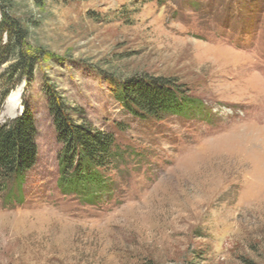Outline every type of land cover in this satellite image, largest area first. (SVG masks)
Masks as SVG:
<instances>
[{"label": "rangeland", "instance_id": "obj_1", "mask_svg": "<svg viewBox=\"0 0 264 264\" xmlns=\"http://www.w3.org/2000/svg\"><path fill=\"white\" fill-rule=\"evenodd\" d=\"M142 78L199 109L136 120L112 89ZM53 100L115 136L96 202L58 186ZM24 116L36 155L0 181V264H264V0H0V129Z\"/></svg>", "mask_w": 264, "mask_h": 264}, {"label": "trees", "instance_id": "obj_2", "mask_svg": "<svg viewBox=\"0 0 264 264\" xmlns=\"http://www.w3.org/2000/svg\"><path fill=\"white\" fill-rule=\"evenodd\" d=\"M6 27L11 29L10 25ZM12 36L16 41L13 50H18L15 67L26 72L33 59L20 53V31L12 32ZM112 92L125 111L143 122L181 117L200 106L185 98L179 86L164 78L113 83ZM49 107L59 141L65 146L59 161L58 186L96 202L107 186L96 170H104L116 160L115 136L71 123L63 106L54 100ZM35 155V125L31 117L15 119L0 129V181L16 179L19 183L23 173L33 164Z\"/></svg>", "mask_w": 264, "mask_h": 264}, {"label": "bare ground", "instance_id": "obj_3", "mask_svg": "<svg viewBox=\"0 0 264 264\" xmlns=\"http://www.w3.org/2000/svg\"><path fill=\"white\" fill-rule=\"evenodd\" d=\"M17 99H18V95H13V96H11V98H10V102H11V104L16 103V102H17Z\"/></svg>", "mask_w": 264, "mask_h": 264}]
</instances>
